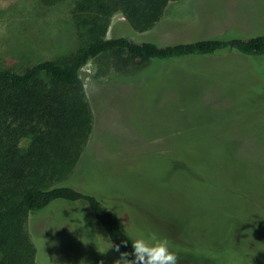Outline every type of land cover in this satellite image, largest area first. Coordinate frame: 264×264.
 Segmentation results:
<instances>
[{
	"label": "rangeland",
	"instance_id": "rangeland-1",
	"mask_svg": "<svg viewBox=\"0 0 264 264\" xmlns=\"http://www.w3.org/2000/svg\"><path fill=\"white\" fill-rule=\"evenodd\" d=\"M69 0H0V70L74 55ZM264 35V0H180L148 31L122 14L106 38L158 46ZM236 53L152 60L128 72L82 69L92 130L60 182L95 196L124 229L154 232L183 264H232L235 250L264 264V63ZM35 264H114L88 206L56 202L32 213Z\"/></svg>",
	"mask_w": 264,
	"mask_h": 264
},
{
	"label": "trees",
	"instance_id": "trees-1",
	"mask_svg": "<svg viewBox=\"0 0 264 264\" xmlns=\"http://www.w3.org/2000/svg\"><path fill=\"white\" fill-rule=\"evenodd\" d=\"M53 6L67 0H40ZM74 29L83 41L69 58L43 60L19 72L0 70V264H35L36 248L27 231L30 214L51 204L83 203L118 256L131 252L120 218L95 196L62 179L80 161L92 130L81 72L93 64L96 75L126 73L152 60L214 57L236 53L264 63V35L210 38L158 46L129 38H106L112 17L120 13L138 33L163 18L180 0H69ZM176 253L177 264L190 262ZM232 264H257L235 250ZM131 259V257H129ZM196 264L195 261H192ZM229 264V262L227 263Z\"/></svg>",
	"mask_w": 264,
	"mask_h": 264
},
{
	"label": "clouds",
	"instance_id": "clouds-1",
	"mask_svg": "<svg viewBox=\"0 0 264 264\" xmlns=\"http://www.w3.org/2000/svg\"><path fill=\"white\" fill-rule=\"evenodd\" d=\"M125 231L130 243L128 241L122 243L130 244L131 252L120 253L114 264H177V255L171 250L168 239L154 232L139 231L131 227ZM110 249L119 252L120 245H113L110 240L105 241L101 252L104 254Z\"/></svg>",
	"mask_w": 264,
	"mask_h": 264
}]
</instances>
